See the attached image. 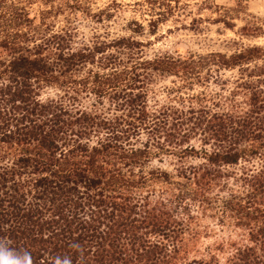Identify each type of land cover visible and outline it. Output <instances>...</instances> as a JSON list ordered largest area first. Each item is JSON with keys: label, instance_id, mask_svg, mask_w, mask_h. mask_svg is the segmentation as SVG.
I'll use <instances>...</instances> for the list:
<instances>
[{"label": "trees", "instance_id": "1", "mask_svg": "<svg viewBox=\"0 0 264 264\" xmlns=\"http://www.w3.org/2000/svg\"><path fill=\"white\" fill-rule=\"evenodd\" d=\"M69 1L45 0L31 15L35 0H0V256L28 253L33 264L65 257L264 264V73L250 69L229 96L205 93L211 83L225 85L215 73L248 68L264 48L147 58L129 37L76 47L48 21ZM242 2L216 7L212 21L232 29ZM241 31L264 34L258 26ZM165 77L178 80L179 96L150 105L153 83ZM49 88L54 95L43 97ZM167 157L180 165H154ZM254 159L258 169L244 166ZM239 165L237 175L228 171ZM204 218L238 239L189 258L191 243L208 234ZM225 247L231 251L220 263Z\"/></svg>", "mask_w": 264, "mask_h": 264}, {"label": "rangeland", "instance_id": "2", "mask_svg": "<svg viewBox=\"0 0 264 264\" xmlns=\"http://www.w3.org/2000/svg\"><path fill=\"white\" fill-rule=\"evenodd\" d=\"M45 0H42V2ZM54 4L59 0H54ZM72 1V0H71ZM55 17L48 21L51 24L50 31H67L73 37V41L78 47L83 44L91 45L97 41H108L119 37H129L143 44V54L147 58L171 54H206L210 52H221L231 54L242 47L260 46L264 48V34L260 37L243 35L242 27L247 29L258 26L262 27L264 33V0H243L245 11L234 16L232 29L225 28L222 23H214L212 19L217 18V8H234L237 0H81L83 8L73 9L72 2ZM39 0L31 6V15L40 9ZM217 7V8H216ZM165 13L159 16L158 13ZM234 14V13H233ZM150 21H156L150 23ZM255 66L261 67L264 73V59L258 60L248 65V68L220 71L217 74L221 77L225 85L211 83L205 93L220 91L224 97L229 96V92L234 87L235 82L247 77L249 70ZM263 68V70H262ZM260 72L255 69L251 74L257 75ZM250 74V75H251ZM247 77V78H246ZM264 79V76H260ZM251 80L256 81V77ZM178 85V80L171 77L157 78L153 83V92L150 97V105L163 104L169 98L174 99L179 93L174 89ZM202 88L194 87L192 93H198ZM53 89H46L45 96H53ZM182 93H191L182 90ZM218 101V98L215 100ZM235 101L244 107L242 95L236 96ZM224 104L223 99H219ZM216 109V107H214ZM198 145V140L191 141ZM162 163L154 162L162 168L173 171L180 165V161L173 158H163ZM185 165L197 164L200 160L185 159L181 160ZM259 159L252 160L251 163L244 165L248 169H258ZM240 165L228 168L230 173L237 175L240 173ZM214 219L204 218L199 222V226L208 230L197 237L191 243L189 258H200L205 254V250L214 248L217 244L226 245L227 242L238 239L236 232L231 227L216 226ZM198 226L192 225V227ZM202 230V228H200ZM195 251V253H194ZM226 253H220V263H223L231 250L227 247L223 249Z\"/></svg>", "mask_w": 264, "mask_h": 264}, {"label": "clouds", "instance_id": "3", "mask_svg": "<svg viewBox=\"0 0 264 264\" xmlns=\"http://www.w3.org/2000/svg\"><path fill=\"white\" fill-rule=\"evenodd\" d=\"M0 264H33L32 257L28 253L5 254L0 256ZM52 264H70L68 258H55Z\"/></svg>", "mask_w": 264, "mask_h": 264}]
</instances>
